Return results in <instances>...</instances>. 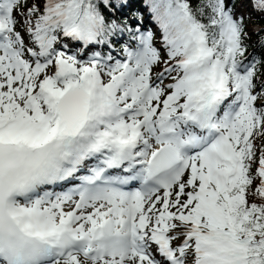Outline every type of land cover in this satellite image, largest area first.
Returning <instances> with one entry per match:
<instances>
[{"label":"snow or ice","instance_id":"1","mask_svg":"<svg viewBox=\"0 0 264 264\" xmlns=\"http://www.w3.org/2000/svg\"><path fill=\"white\" fill-rule=\"evenodd\" d=\"M252 13L0 0V264H264Z\"/></svg>","mask_w":264,"mask_h":264},{"label":"trees","instance_id":"2","mask_svg":"<svg viewBox=\"0 0 264 264\" xmlns=\"http://www.w3.org/2000/svg\"><path fill=\"white\" fill-rule=\"evenodd\" d=\"M248 12H251V8L249 7L248 9H242ZM252 26H256V29L260 26H264V19H261L256 13H252L251 14V19L249 21V29ZM255 29V30H256ZM251 30V29H250ZM253 40L255 41V37L253 38ZM249 51H252V48H249Z\"/></svg>","mask_w":264,"mask_h":264},{"label":"rangeland","instance_id":"3","mask_svg":"<svg viewBox=\"0 0 264 264\" xmlns=\"http://www.w3.org/2000/svg\"><path fill=\"white\" fill-rule=\"evenodd\" d=\"M250 29H251L252 31H255L256 26H252Z\"/></svg>","mask_w":264,"mask_h":264}]
</instances>
